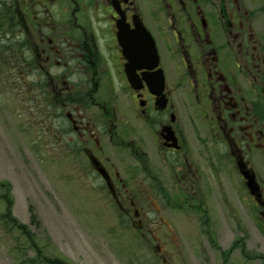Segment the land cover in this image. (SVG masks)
Returning <instances> with one entry per match:
<instances>
[{"label": "flooded vegetation", "instance_id": "af4514ba", "mask_svg": "<svg viewBox=\"0 0 264 264\" xmlns=\"http://www.w3.org/2000/svg\"><path fill=\"white\" fill-rule=\"evenodd\" d=\"M4 98L158 264H264V0H0Z\"/></svg>", "mask_w": 264, "mask_h": 264}, {"label": "rangeland", "instance_id": "374dc122", "mask_svg": "<svg viewBox=\"0 0 264 264\" xmlns=\"http://www.w3.org/2000/svg\"><path fill=\"white\" fill-rule=\"evenodd\" d=\"M4 100L0 105V264H158L154 244L149 238L141 241L138 231L123 224L124 217L111 200L97 191L98 182L83 171L65 170L37 139L28 114L13 100ZM13 219L25 229L11 224ZM188 232L180 227L172 236L174 250L191 258ZM28 239L34 240V247ZM250 247L264 246L254 239ZM209 254L213 264L211 249Z\"/></svg>", "mask_w": 264, "mask_h": 264}, {"label": "trees", "instance_id": "16d2710c", "mask_svg": "<svg viewBox=\"0 0 264 264\" xmlns=\"http://www.w3.org/2000/svg\"><path fill=\"white\" fill-rule=\"evenodd\" d=\"M12 221V223L11 224H13L15 227H17L19 230H24L25 229V225H23V224H21V223H16L15 222V220L13 219V220H11ZM26 234V233H25ZM29 240V242H30V244H31V246L32 247H34L35 246V242H34V240H32V239H28ZM37 256H42V254H39V255H37ZM44 260L45 261H50V260H48V258H44ZM32 262H33V260H31ZM58 262V264H70V263H66V262H64V261H57Z\"/></svg>", "mask_w": 264, "mask_h": 264}]
</instances>
